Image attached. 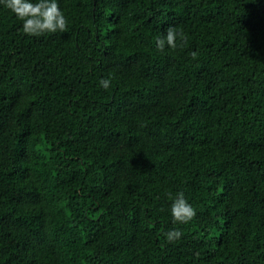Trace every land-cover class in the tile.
Segmentation results:
<instances>
[{
  "label": "trees",
  "instance_id": "16d2710c",
  "mask_svg": "<svg viewBox=\"0 0 264 264\" xmlns=\"http://www.w3.org/2000/svg\"><path fill=\"white\" fill-rule=\"evenodd\" d=\"M56 2L0 0V264H264V0Z\"/></svg>",
  "mask_w": 264,
  "mask_h": 264
},
{
  "label": "clouds",
  "instance_id": "9594fccd",
  "mask_svg": "<svg viewBox=\"0 0 264 264\" xmlns=\"http://www.w3.org/2000/svg\"><path fill=\"white\" fill-rule=\"evenodd\" d=\"M8 9L23 21V32L31 36H40L44 33H55L57 31L65 32L68 28V22L64 13L60 10L56 0H37L33 3L31 0H4ZM177 32L173 27L166 29V37L157 38L156 47L163 51L165 44L175 49L177 47ZM197 55L192 53L193 58ZM110 79H101L100 86L107 89L110 87ZM171 216L173 223L187 224L195 216L196 211L193 206L185 199L184 193H177L172 197ZM182 231L171 230L164 235L168 242L179 240Z\"/></svg>",
  "mask_w": 264,
  "mask_h": 264
}]
</instances>
